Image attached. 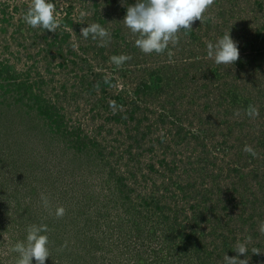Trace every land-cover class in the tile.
<instances>
[{"label":"rangeland","instance_id":"obj_1","mask_svg":"<svg viewBox=\"0 0 264 264\" xmlns=\"http://www.w3.org/2000/svg\"><path fill=\"white\" fill-rule=\"evenodd\" d=\"M28 2L0 0V264L29 223L49 226L45 264H221L247 235L264 264V0H213L159 54L121 21L135 0H56L55 31ZM229 29L239 58L216 64Z\"/></svg>","mask_w":264,"mask_h":264},{"label":"clouds","instance_id":"obj_2","mask_svg":"<svg viewBox=\"0 0 264 264\" xmlns=\"http://www.w3.org/2000/svg\"><path fill=\"white\" fill-rule=\"evenodd\" d=\"M213 0H135L127 5L126 13L121 20L130 33L134 36V45L144 53H163L169 50V45L179 43L180 32L187 33L191 30L193 20H201L205 10ZM24 22L32 27H40L49 31H55L61 25V19L57 10L56 0H29L28 5L20 13ZM83 15V13H82ZM80 33L87 38L90 34L93 39L100 38L101 43L110 39L109 30L98 22H92L81 28ZM239 42L230 35V29L215 41H208L207 56L216 64L232 65L239 58ZM78 49V43L71 45ZM111 61L116 65L130 59L126 54L113 55ZM245 113L250 117L259 114L258 108L249 105ZM245 151L253 152L249 145H245ZM42 207L51 213L49 196L45 192L40 193ZM65 212L63 205L55 208L54 214L62 216ZM259 231L264 233V220L259 222ZM49 226L46 223H29L25 226V237L16 240L10 248L15 253L14 264H45L50 256ZM251 235L238 239L234 245V251L240 255L229 257L223 255L221 264H249V251L260 253L257 247L249 248Z\"/></svg>","mask_w":264,"mask_h":264}]
</instances>
